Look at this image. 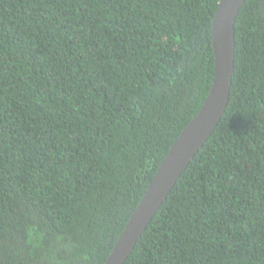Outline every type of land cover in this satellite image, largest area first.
<instances>
[{
	"label": "trees",
	"instance_id": "trees-1",
	"mask_svg": "<svg viewBox=\"0 0 264 264\" xmlns=\"http://www.w3.org/2000/svg\"><path fill=\"white\" fill-rule=\"evenodd\" d=\"M221 0H0V264H104L215 74ZM226 110L125 264H264V0Z\"/></svg>",
	"mask_w": 264,
	"mask_h": 264
},
{
	"label": "water",
	"instance_id": "water-1",
	"mask_svg": "<svg viewBox=\"0 0 264 264\" xmlns=\"http://www.w3.org/2000/svg\"><path fill=\"white\" fill-rule=\"evenodd\" d=\"M246 1H220L212 25L215 74L209 93L173 142L104 264L126 263L178 179L219 124L230 99L235 70V24Z\"/></svg>",
	"mask_w": 264,
	"mask_h": 264
}]
</instances>
